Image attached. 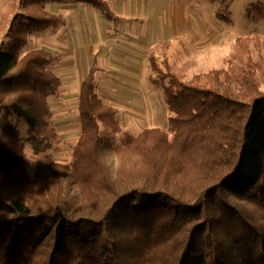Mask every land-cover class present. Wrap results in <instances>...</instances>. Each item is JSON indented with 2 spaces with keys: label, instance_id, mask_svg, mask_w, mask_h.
<instances>
[{
  "label": "trees",
  "instance_id": "16d2710c",
  "mask_svg": "<svg viewBox=\"0 0 264 264\" xmlns=\"http://www.w3.org/2000/svg\"><path fill=\"white\" fill-rule=\"evenodd\" d=\"M51 2L117 19L106 0H30L10 20L12 40L0 45V264H264V57L239 75L214 68L186 79L166 51L151 54L149 80L169 117L134 134L99 94L95 53L69 163L31 174L26 146L42 154L61 139L51 106L61 56L29 47L64 20L46 12ZM233 2L221 0L216 17L230 22Z\"/></svg>",
  "mask_w": 264,
  "mask_h": 264
},
{
  "label": "rangeland",
  "instance_id": "374dc122",
  "mask_svg": "<svg viewBox=\"0 0 264 264\" xmlns=\"http://www.w3.org/2000/svg\"><path fill=\"white\" fill-rule=\"evenodd\" d=\"M25 4H27L25 0H18L15 5L11 4L10 0H0V45L12 40L8 34L10 20L15 12H28ZM230 11V22L217 19L214 14L210 16L205 14L203 19L205 33L202 39L192 41L186 38L181 43H174L177 46L176 52L168 49L169 61L174 71L186 79L214 68L229 69L233 74L239 75L248 58L258 61L264 57V0H234ZM3 12L9 14L5 20L2 18ZM242 39L248 43L247 52L237 46L236 42ZM44 40V37L34 35L29 47H41ZM150 50L162 59L161 53L166 48L163 44H155ZM145 68L143 81L140 83H126L114 76L113 71L108 68L107 72L118 78L114 82H106V73L97 75L100 96L118 108L120 126L134 134L146 127H164L169 117L162 90L148 80L150 72L148 59ZM121 69L117 68L115 71ZM56 70L63 79V86L59 95L51 98V106L61 139L54 148L42 154H35L26 146L27 169L31 174L37 164L48 163L51 160L69 163L73 147L80 135L77 103L81 74L71 78L65 68L58 65ZM6 118L13 125H17L16 117L11 112L6 114ZM18 127L22 136H26L25 126Z\"/></svg>",
  "mask_w": 264,
  "mask_h": 264
},
{
  "label": "crops",
  "instance_id": "0c3cea01",
  "mask_svg": "<svg viewBox=\"0 0 264 264\" xmlns=\"http://www.w3.org/2000/svg\"><path fill=\"white\" fill-rule=\"evenodd\" d=\"M106 1L117 15L116 20L105 17L99 9L87 3L51 2L45 6L46 12L61 14L64 20L45 31L48 34H37L45 38L41 47L58 52L61 56L58 65L65 68L71 78L81 74L80 83L95 53L100 67L97 75L106 73V82L121 78L126 83H140L147 59L150 61L151 54L158 56L150 49L155 44H163L168 55L170 48L176 52L175 42L181 43L186 38L192 41L202 39L204 16H216L221 0ZM117 68L123 70L115 71Z\"/></svg>",
  "mask_w": 264,
  "mask_h": 264
}]
</instances>
